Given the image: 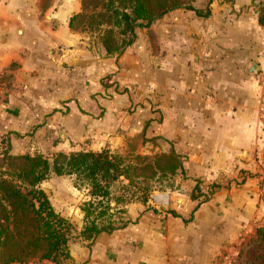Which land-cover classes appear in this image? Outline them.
I'll return each mask as SVG.
<instances>
[{"label":"crops","instance_id":"1","mask_svg":"<svg viewBox=\"0 0 264 264\" xmlns=\"http://www.w3.org/2000/svg\"><path fill=\"white\" fill-rule=\"evenodd\" d=\"M253 1L196 0L208 17L175 10L114 56L70 27L79 0L0 2V152L120 151L141 137L184 162L175 203L129 205L128 224L75 264H215L264 227V28ZM208 186V201L191 200Z\"/></svg>","mask_w":264,"mask_h":264},{"label":"trees","instance_id":"2","mask_svg":"<svg viewBox=\"0 0 264 264\" xmlns=\"http://www.w3.org/2000/svg\"><path fill=\"white\" fill-rule=\"evenodd\" d=\"M81 12L70 20L91 32H99L100 43L108 56L120 55L136 40L137 30H147L163 16L175 11H194L203 18L209 10H196V0H79ZM211 0H206L209 4ZM258 24L264 28V0L252 2ZM133 159V160H131ZM182 157L170 150L155 156L136 155L127 158L108 147L99 151L79 150L14 156L7 148L0 152V264H62L71 259L69 244L73 226L57 213L41 184L51 176L69 177L73 186L86 191L88 201L80 207L83 225L77 237L88 244L102 233L111 234L124 228L128 221L115 218L124 215L127 204L147 202L150 182L159 176L183 174ZM118 181L131 196L111 198L110 189ZM128 186L134 188L131 191ZM213 193L191 194V200L208 201ZM114 203L116 209L110 204ZM120 206V207H119ZM174 214L173 212H169ZM233 264H264V227H258L243 241Z\"/></svg>","mask_w":264,"mask_h":264},{"label":"rangeland","instance_id":"3","mask_svg":"<svg viewBox=\"0 0 264 264\" xmlns=\"http://www.w3.org/2000/svg\"><path fill=\"white\" fill-rule=\"evenodd\" d=\"M75 30L79 33H82L86 38L90 40V44L94 46L102 47L100 43V35L99 32H91L84 27L83 24H78L75 22ZM103 48V47H102ZM146 140L142 139L141 137L138 138H131L127 145L120 151L111 150L114 153H118L119 155H124L127 158L141 155V156H155V155H162L167 154L168 152H163L160 148L161 143H157L155 141L149 142L150 144L146 145ZM36 152L41 153L43 156H49L51 154H56L58 152H40V151H33V152H25V154H35ZM60 152V151H59ZM63 152V151H62ZM75 152V151H70ZM64 152V153H70ZM14 156H21V155H14ZM133 160V159H131ZM182 175L179 172L175 176H157L151 182L150 186L152 189L151 194L148 196L147 202L143 203L141 201H136L131 204H140L144 207L152 208L154 206V202H156L157 198L162 199L163 202H176L177 193L181 190V179ZM123 185L127 186V183L124 181H118L117 183L113 184L110 192L111 198H116L120 195H124L126 199L131 196V193L128 194L122 191ZM128 188L133 192L135 191L134 188L128 186ZM41 189L45 192L47 197L50 200L51 205L53 206L54 210L59 213L63 218L68 220V222L73 226V231L71 232L70 237V244H69V252L71 255V259L68 261H64L62 264H75L73 257L78 255L82 251L86 250L88 252L92 249V244L88 248V244L86 242L81 241L77 234L80 231L83 225V213L80 210V207L85 201H88V197L86 196V191L78 190L73 186V180L69 177H55L51 176L48 180L41 184ZM172 197V199H170ZM127 204L125 206V214L124 215H114L115 218H122L124 221L127 220L126 216V208L131 205ZM110 206L113 209H116L114 203H111ZM120 207V206H119ZM254 233V232H253ZM106 234V233H105ZM251 236V235H250ZM247 239V238H246ZM245 239V240H246ZM27 264H50L49 262L38 263L37 260L30 261Z\"/></svg>","mask_w":264,"mask_h":264},{"label":"built area","instance_id":"4","mask_svg":"<svg viewBox=\"0 0 264 264\" xmlns=\"http://www.w3.org/2000/svg\"><path fill=\"white\" fill-rule=\"evenodd\" d=\"M1 1L2 0H0V2ZM258 88V115L260 121L264 122V77L259 79ZM243 241L244 240L238 241L236 244L229 247L226 252L220 254L215 264H233Z\"/></svg>","mask_w":264,"mask_h":264},{"label":"water","instance_id":"5","mask_svg":"<svg viewBox=\"0 0 264 264\" xmlns=\"http://www.w3.org/2000/svg\"><path fill=\"white\" fill-rule=\"evenodd\" d=\"M19 32L21 31L19 30ZM247 72L251 75L256 74L258 72V65L255 62H251Z\"/></svg>","mask_w":264,"mask_h":264}]
</instances>
